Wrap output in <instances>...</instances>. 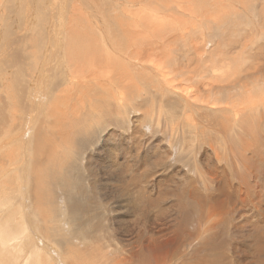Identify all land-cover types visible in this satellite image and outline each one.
Wrapping results in <instances>:
<instances>
[{"label": "bare ground", "instance_id": "1", "mask_svg": "<svg viewBox=\"0 0 264 264\" xmlns=\"http://www.w3.org/2000/svg\"><path fill=\"white\" fill-rule=\"evenodd\" d=\"M22 1L31 10L32 0ZM49 1L53 10L58 3ZM177 1L180 4L172 5L168 0H74L70 5L60 4V17L50 15L47 20L45 12L42 17L37 11L34 17L30 14L21 30L13 23L19 14L15 21L5 17L8 43L0 36L4 41L0 66L5 71L0 81L4 85L8 80V85L0 91V149L8 150L0 160H23L21 178L26 188L30 184L33 198L27 203L32 216L26 217V204L22 206V199L17 205L14 195L20 186L0 185V264H156L159 250L172 240L180 258L191 253V264H243V260L244 264H264V145L259 141L260 133L256 134L264 131V74L239 84V76L250 62L253 67L258 63L263 67L258 60L264 61V51L259 56L254 46L264 48V37L252 40L253 53L246 56L240 55L241 41L227 34L230 18L244 19L245 31H264V24L253 19L259 13L257 0ZM0 5L14 12L11 7L8 10L6 0H0ZM174 6H180L183 14ZM247 7L253 11L241 12ZM45 17L44 21L55 28L44 29L34 20ZM221 27L222 40L217 32L209 33L208 43L214 48L206 50L201 38ZM33 28L37 36H27ZM53 32L60 36L55 43ZM167 32L181 33L174 43L181 41L182 52L170 42L158 47L159 40L153 34L160 37ZM194 33L201 38H194ZM22 38L18 45L24 47L16 51L13 63L14 51L12 54L7 49ZM193 38L198 45L191 42ZM10 70L11 79L6 75ZM43 75L59 88L52 89L50 105L41 100L30 105L25 83L28 85V77L43 79ZM21 104L30 107L27 122L39 123L36 135L24 137V131H15L27 127L17 124ZM137 108L139 115L131 117ZM174 120L168 133L167 126ZM104 134L107 141L102 150L107 152L97 148L92 157L91 151L105 141ZM118 135L121 142L116 140ZM128 146L132 148L130 155L119 152V156L106 159L109 150L112 154L115 148L128 150ZM20 149L25 152L22 156ZM80 153L96 180L91 184L87 181L92 194L83 185L77 196L67 192L66 204L65 199L48 198L49 184L60 181L51 169L58 165L57 176L61 178L64 165L77 166L74 163ZM132 185L143 201V208L134 206L140 219L137 224L134 220L132 229L112 227L107 214L130 208L128 200L136 196ZM20 194L26 201V193ZM219 197L230 209L223 217L212 218L207 205ZM146 211L155 212L154 217ZM64 217L65 223L61 221ZM147 222L150 228L156 223L163 227L151 231ZM165 234L172 239L163 240ZM74 241L79 246L68 244ZM243 246L242 254L237 247ZM209 254L214 257L210 262Z\"/></svg>", "mask_w": 264, "mask_h": 264}, {"label": "rangeland", "instance_id": "2", "mask_svg": "<svg viewBox=\"0 0 264 264\" xmlns=\"http://www.w3.org/2000/svg\"><path fill=\"white\" fill-rule=\"evenodd\" d=\"M21 1L22 0H6V3H7V6H9L8 7V10L9 11H11V8L13 9V11L14 12H11V13H9V12H7V11H5V9L0 5V23L2 24L1 26H0V36H3L4 37V40L6 41V39H5V36H6V30H5V26H4V24L6 23V20H4L5 19V17L6 16H8V17H11L14 21L16 20V18H17V14H19L18 15V18L20 19H18L17 20V22H13L14 24H16V25H18V26H16L17 27V29H19V30H21V28L22 27H24L25 25H26V18L30 15V14H32L33 15V17L37 14V12L38 13H40L39 15H40V17H42V16H44V12L46 13V15H47V20H49V18H50V15H53V17L52 18H56V16H59L60 17V4H62V3H64V4H66V5H70L74 0H56L57 1V5L55 6V8L52 10V7H51V5H50V1L49 0H43V5H44V9H43V5H42V0H30L31 1V10H30V8L27 6V7H25V2L26 1H22V3H21ZM95 0H93V2H94ZM162 2H164L165 0H161ZM169 1V3H171L172 5H177V4H180L177 0H172V1H170V0H168ZM175 1H176V3H175ZM195 1V0H194ZM250 2H253L254 0H249ZM9 2L11 3V4H9ZM38 2V3H37ZM262 2V3H261ZM34 3V5H32ZM188 3H190V2H188ZM236 3L237 4H240L239 3V1H236ZM21 5V6H20ZM264 6V0H257V7H259V9H257L258 11H259V13H257L258 15L257 16H255V17H257L258 18V16H259V18H258V20H257V18H253L254 20H256V21H259L260 22V24L261 25H263L264 24V8H261V6ZM39 6H40V8H39ZM42 6V7H41ZM11 7V8H10ZM34 7V10L32 9ZM10 8V9H9ZM36 8V9H35ZM174 8L177 10V12L178 13H181V14H183L182 13V11H181V9H179L180 8V6H174ZM40 9V10H39ZM175 9H173L174 10V12H175ZM44 10V11H43ZM37 11V12H36ZM249 11H253V9L250 7V8H246L245 10H241V12H249ZM36 13V14H35ZM250 13V12H249ZM254 13V12H253ZM42 14V15H41ZM254 14H256V13H254ZM187 16V15H186ZM21 17V18H20ZM36 18V17H35ZM34 18V20H36L37 22L38 21H40L42 24H43V26H45L44 27V29H47V28H55V27H50V25H49V23H47V20L46 21H44L45 19H46V17L43 19V20H41L40 18H38V20L37 19H35ZM260 19V20H259ZM52 20H54V19H52ZM23 21V22H22ZM19 22H20V24H19ZM36 22V23H37ZM18 23V24H17ZM35 23V24H36ZM46 25H45V24ZM229 23H230V30H229V32H227V34L228 33H230L231 34V36L233 35L234 37H235V39L236 40H239V41H241V44H240V47H239V51H240V55H246L247 56V54L250 52V53H253V50H252V47H253V44H252V40L253 39H257V37L258 36H263L264 37V31H260L259 30V28H257V29H254V30H250V31H245V28L247 27H244V25H245V21H244V19H241V22H239V19H237V20H233V19H229ZM35 24H34V26H35ZM22 25H24V26H22ZM260 25V26H261ZM58 26H61V22H59V25ZM57 26V27H58ZM61 28V27H60ZM13 29H16V28H13ZM224 28L223 27H221V29L220 30H217L216 28L214 29L213 28V31H207V33L208 34H206V37L204 38V39H202L200 36H196L195 34L196 33H194V35H193V37L195 36L197 39H198V37L199 38H201V42H204V45L206 46V50L207 49H209V48H214V46H212V44L210 45L209 43H208V40L210 39V36H209V33L210 34H212V32H217L218 33V35H217V37H219L220 38V40H222V35L220 34L221 32H222V30H223ZM33 30H35L34 28H33ZM28 31L26 34H27V36H29L30 37V35H34V34H36V36H37V31L35 30V31ZM25 30H23L22 32H24ZM59 31H60V29H59ZM21 32V33H22ZM33 32V33H32ZM35 32V33H34ZM61 32V31H60ZM243 32H245V33H243ZM169 33V34H168ZM243 34V35H242ZM154 35V39H156V40H159L158 42H157V44H158V47H162V45L164 46L166 43H171V44H174L175 45V43H176V38H175V36H180L181 35V33H179V35H177V33H175V35L174 34H171V32H167V33H165V35H163V36H158V35H156V34H153ZM171 35L173 36V37H171ZM18 36V35H17ZM51 36L53 37V40H52V42L53 43H55L56 41H57V39L59 40L60 39V36L59 35H57L56 34V32H53L52 34H51ZM58 36V37H57ZM167 37L168 39H162V37ZM240 36V37H239ZM158 37V38H157ZM194 37V38H195ZM193 38V40H191V42L192 41H194L195 39ZM224 38V37H223ZM172 40V41H170V40ZM161 40H162V42H161ZM199 40V39H198ZM247 40V41H246ZM2 41H3V39L1 40L0 39V45H1V43H2ZM22 41H24V39L22 38V39H20L19 41H17V43L14 45V44H12L13 46H11V48H9V49H7V52L8 51H11L12 52V54H13V51H14V54H13V56H12V61H13V63H15L14 62V60L16 59L17 60V58H16V56H17V52L16 51H18L19 49H22L23 47H24V45H21V46H19L18 45V43L20 44ZM174 41H175V43H174ZM4 42V41H3ZM7 42V41H6ZM173 42V43H172ZM181 41H178V43H180ZM8 43V42H7ZM160 43H162V44H160ZM177 43V44H178ZM176 44V45H177ZM193 44H197V43H195V41L193 42ZM175 45V47L177 48L176 49V51H183L184 49H182V48H179L180 47V45L182 46V44H178L177 46ZM194 45V46H195ZM198 45V44H197ZM210 45V46H209ZM19 46V47H18ZM27 46H29V45H27ZM209 47V48H208ZM254 49H255V51H257V54L260 56L262 53H263V51H264V48H262L261 46H254ZM195 50H196V52H197V49H196V47H195ZM211 49H209L208 51H210ZM28 51H29V48H28ZM156 54H158V52H156ZM52 55V54H51ZM196 55V53H194L193 54V57ZM162 56V55H161ZM245 56V57H246ZM196 61V60H195ZM257 61V59L256 58H254V60H253V62H256ZM259 62H263V67L262 66H260L259 65V63L256 65V66H252L253 64L250 62L249 63V65L248 66H245L244 67V70H243V74L245 75V76H243V74L242 75H240L239 76V80H241V82L239 83V84H247V83H250L253 79H254V76L255 75H262V73L264 74V61L263 60H261V59H259L258 60ZM252 64V65H251ZM0 68L2 69H0V77L3 75V72H5L4 71V66L2 67V66H0ZM246 68V69H245ZM260 68H261V70H260ZM250 69H252L254 72H258V73H253V76H251L249 73H251V72H253L252 70H251V72L249 71ZM12 71L13 70H10L9 72H8V74H6V75H8L9 76V78L11 79L12 78ZM252 74V73H251ZM45 76V77H44ZM244 78H243V77ZM249 77V78H248ZM242 78H243V80H242ZM9 79V80H10ZM5 81V83H7V84H5L4 83V85H1L2 84V81H0V86H1V88H0V91H1V89L2 88H4V87H7V85H8V80H4ZM48 81V82H47ZM228 80H226V82H227ZM26 82V81H25ZM55 82V81H54ZM229 82V81H228ZM47 83V84H46ZM26 84V99H28L29 98V100L30 101H25V102H27L28 104H30L31 105V101H33V102H36V103H39L40 102V100L42 101V102H40V103H43V104H46V105H50L51 104V101L50 100H52V98L54 97V90H52V89H57V88H59V87H56V82L53 84V82L52 81H50L49 80V77L47 76V75H43V79H38V78H35L34 76H32V77H28V85H27V83H25ZM44 86V87H43ZM52 87V88H51ZM47 89V90H46ZM44 90V91H43ZM49 91V92H48ZM52 93H51V92ZM47 95V96H46ZM44 98V99H43ZM48 99V100H47ZM23 100V99H22ZM46 101H47V103H46ZM50 101V102H49ZM30 102V103H29ZM23 104H25V103H23ZM23 104H21V107H22V112H20V116L21 117H19V122L17 121V124L18 125H21V127L23 126V124H24V126L26 125L27 127H24L25 129H22V128H16L15 129V131H24L25 133H22L23 134V136L25 137V135H30V134H37L38 133V131L36 130V128L39 126L38 124L39 123H37L36 124V126L34 125V124H30V123H28L27 122V119L28 120H30V118H31V116H30V107H29V105L28 104H26L25 106L23 105ZM24 110V111H23ZM42 111H45L46 112V110L45 109H42ZM139 111H140V109H136V110H132L131 111V114H130V116L131 117H136L135 115H139ZM27 114H26V113ZM29 116H30V118H29ZM137 118H139V117H137ZM33 120H31V123H33L32 122ZM176 120H174V121H172V122H170L169 124H168V128H169V132L168 133H171L172 132V125L174 124V122H175ZM21 123V124H20ZM49 123V122H48ZM50 125H51V123H49ZM32 125H34V126H32ZM38 125V126H37ZM52 126H56V125H53L52 124ZM261 126H262V124H261ZM34 127V128H33ZM140 123L138 122H136V128L137 129H140ZM152 126H150V128H151ZM111 128V129H110ZM110 128H108V129H110V130H112L113 129V127H110ZM32 129V131H30L29 132V130H31ZM35 129V130H34ZM109 130V131H110ZM36 131H37V133H36ZM58 130H56V132H57ZM153 133H157V131H155V132H151V134H153ZM260 133V136H261V138H259V141H260V143L261 144H263L264 145V138H262V137H264V131H262V130H258L257 132H256V134H259ZM124 134H125V132H124ZM127 134V133H126ZM34 135V136H35ZM22 136V137H23ZM133 137H136V138H141V136L139 135V134H136V133H133ZM259 137V136H258ZM102 138H104L105 139V141H102V142H100L101 144L100 145H98L96 148H95V151H91V156L93 157V156H95L96 155V153H97V148H100L101 149V151H105V149L104 150H102V146H104L103 144L107 141V134H104L103 136H102ZM147 138V137H146ZM116 140H117V142H121L122 140H121V135H118V138H116ZM130 140H132L133 141V139L131 138ZM262 141V142H261ZM154 144V143H153ZM166 141H165V144H164V146H166ZM250 149H253L254 147H252L250 144H248L247 145ZM45 147V146H44ZM43 147V148H44ZM126 147H127V145H126ZM156 147V145L153 147V148H155ZM6 148V149H5ZM5 148H2V149H0V155H1V157H3V154L6 156L7 155V152L5 153V151H7L8 149H7V147H5ZM9 148V147H8ZM106 149H108V148H106ZM125 148H115L113 151V153L111 154V152H112V150H109L110 151V154H108L107 156H106V159H111V157L113 156V154H115L116 156L118 155H120V153L121 152H123V153H127V154H129L130 155V151L132 150V148L131 147H129L128 146V150H124ZM43 150V149H42ZM24 150L22 149H20V153H21V156L23 155V154H25V152H23ZM81 153L83 152L82 150L80 151ZM105 152H107V150L105 151ZM120 152V153H119ZM81 153L79 154V156H78V161L76 162V163H74V164H77V166H75V165H73L72 164V166H71V164H69V165H64L65 166V169H64V167H63V169H62V171H61V178H58V174H60L59 173V167H58V165H56V166H54L53 167V169H51L52 171H51V174L52 175H56V177L55 178H57L58 180H60V181H58V182H55V181H53L52 183H50L49 184V187H48V191H47V193H48V198H50L51 199V197H55L56 199H65L64 200V203L66 204L67 203V195H68V193H72V194H74V196L76 195L77 196V194H78V191H80L81 190V187L83 186V187H87L88 188V190H89V193H90V195L92 194L91 192V188H90V185H89V183L91 184V183H93V181L95 180V178H94V176L93 175H91L90 174V170H91V168H90V165H89V163H88V160H84V159H81L82 157H81ZM41 154V153H40ZM82 155H83V153H82ZM4 156V157H5ZM85 156V155H84ZM0 157V158H1ZM17 157H14V158H8L9 160L8 161H6V160H4V159H6V158H3L2 160H0V177H2V178H0V185H3V184H5V183H7L8 182V184L9 185H11L12 187V189H15V188H17V185H19L20 186V189L17 191H15L14 192V195L16 196V202H17V205L19 204L20 205V203H21V201H22V199H23V201H22V206L24 205V204H26V206L23 208V213H24V215L27 217V215L28 216H32V213H30L31 212V209H32V207H31V205H29L28 206V202H29V200L31 201L32 200V198H33V194H31L30 193V191H29V186H30V184L28 183V187L26 188V185H25V182H24V179L23 178H21V177H23V173H24V167H25V164H22L23 163V160L21 159L20 160V158H17L18 159V161H16L17 159H16ZM38 158V157H37ZM10 161V162H9ZM122 161H123V158H120L119 157V162L120 163H122ZM9 164L10 166H8L9 167V169H8V167H6L7 165ZM12 164V165H11ZM13 164H15V165H13ZM3 166V167H2ZM5 166V167H4ZM71 166V167H70ZM2 167V168H1ZM10 167H11V170H10ZM20 168V169H18V168ZM8 169V170H7ZM12 169H14L13 171H12ZM18 171H17V170ZM84 169V170H83ZM87 169V170H86ZM89 169V170H88ZM97 169V168H96ZM124 169V168H123ZM146 168H144V169H141V171L143 172L144 170H145ZM5 170H7V171H5ZM15 170H16V172H15ZM21 170V171H20ZM98 170V169H97ZM118 172L121 170V169H116ZM3 171L5 172V174L3 173ZM11 171V173H9ZM99 171V170H98ZM6 172H7V174H6ZM100 172V171H99ZM22 173V174H21ZM20 174V175H19ZM2 175V176H1ZM4 175V176H3ZM75 175H79L78 177H82V178H78L77 176H75ZM91 175V176H90ZM29 176V175H28ZM28 176H27V178H28ZM76 177V178H75ZM91 177H92V179H91ZM12 178V179H11ZM17 180H16V179ZM20 178H21V181H20ZM84 178V179H83ZM87 180H86V179ZM82 179V180H81ZM104 179V180H103ZM29 180H31V179H29ZM32 180H34L35 181V184H36V180L35 179H32ZM76 180H78V181H76ZM85 180V181H84ZM101 180L102 181H107V178H105V177H102L101 176ZM82 183H81V182ZM89 183H88V182ZM96 181V180H95ZM94 181V182H95ZM17 182H19V184L17 183ZM79 182V183H78ZM11 183V184H10ZM33 183V181H31V184ZM70 183V184H69ZM81 183V184H80ZM21 184V185H20ZM68 186H67V185ZM72 184V185H71ZM77 184L79 185V186H77ZM110 184H112L111 182H110ZM89 187H88V186ZM66 186V188H68V187H74L72 190H71V188H68V189H65V188H63V187H65ZM37 187V186H36ZM21 188H22V190H21ZM65 189V190H63V189ZM37 189V188H36ZM35 189V190H36ZM86 189V188H85ZM69 190L71 191V192H69ZM87 190V189H86ZM132 192H134L135 194H136V196H134V197H132V200H131V202H130V200H128L129 201V204H130V208H128V206H126V207H123L124 209H128V210H126V212L124 211L123 212V210H119L118 208H116V210L117 211H115V212H110V213H108L107 215H110V216H108L109 218H110V220H111V222H110V224H111V226L112 227H118V226H122V227H131V229L132 228H134L135 227V225H134V220L136 221L135 223L137 224V222L139 221V219H140V216H138V212H137V209H136V207L137 206H141L142 208H143V201H141L142 199H141V197L139 196V193H138V188H136V187H134L133 185H132ZM21 191H24L25 193H26V201L24 200V198L22 197V195L20 194L21 193ZM74 191V192H73ZM157 191V190H156ZM19 192V193H18ZM27 192H28V195H27ZM68 192V193H67ZM5 195V194H4ZM18 195V196H17ZM19 195L21 196V198L19 197ZM134 195V194H133ZM19 198V200H17L18 198ZM134 198V199H133ZM139 199H141V200H139ZM28 200V201H27ZM19 201V202H18ZM23 202H25V203H23ZM123 202V201H122ZM135 202V203H134ZM28 203V204H27ZM63 204V203H62ZM65 204H63V207L64 208H66V206H65ZM210 204H212L211 206H210ZM210 204H208L207 205V210H208V212H209V214L211 213V216H212V218H218L217 216H221V217H223L228 211H226V210H229L230 209V205H228V203L226 202L225 203V201H224V198L223 197H219L218 199L216 198V199H214L213 200V202H210ZM127 205V204H126ZM134 206H136L135 208H134ZM133 207V208H132ZM133 209L135 210L134 212H133ZM5 210H6V207H5ZM132 210V211H131ZM146 210V209H145ZM123 212V213H122ZM132 212V213H131ZM135 212H136V214H135ZM117 213V214H116ZM6 214V213H5ZM4 214V212H3V215H5ZM115 214V215H114ZM122 214V215H121ZM131 214V215H130ZM146 214H148L149 216H150V218H153L154 217V215H155V212H153V211H146ZM214 216H213V215ZM116 215H117V217H116ZM135 217H134V216ZM115 216V217H114ZM114 217V219H113V221H112V218ZM121 220H120V219ZM127 218V219H126ZM125 221H124V220ZM120 222H119V221ZM123 220V221H122ZM61 221H63V223H65L66 222V217H64L63 218V220L61 219ZM127 221V222H126ZM144 221V220H143ZM114 222V223H113ZM126 224H125V223ZM129 222V223H128ZM62 223V222H61ZM116 223V224H115ZM150 222H147V225L149 224ZM130 224L132 225V226H130ZM155 225H157V226H155ZM155 225H151V228H150V224L147 226L148 228H150V230L151 231H158V230H160V228L162 229V227L163 226H160L159 224H155ZM158 226H160L159 228H158ZM62 228V227H61ZM35 231H36V233L39 235V236H41V234H40V232L39 231H37L36 229H34ZM164 233H165V231L164 230H162ZM42 232H44V231H42ZM49 236V235H48ZM163 237V240L166 238V239H170L171 237H170V235L168 236V234H165V236H162ZM161 237V238H162ZM170 237V238H169ZM59 238V237H58ZM67 239V238H66ZM172 239V238H171ZM47 240H50L49 241V243H53V242H51L52 241V237H51V239H50V236H49V238L47 239ZM68 240V239H67ZM69 241V240H68ZM173 241V240H172ZM171 241V242H172ZM170 242V244H168V245H173L172 246V248L170 247V246H166L165 248H163V249H161V250H159V252H158V254H160V255H158L157 256V260L159 261V262H161V263H158V261L157 262H155L156 264H183V263H186L187 261L189 262H187L186 264H191L192 263V260H189V259H191V253L186 257V258H180L179 257V253H177L178 252V249H176L177 248V245L175 246V244H173V242L171 243ZM126 243V242H125ZM124 243V245H126ZM68 244H75L76 246L78 245L79 246V242L78 241H74V242H70V243H68ZM168 248H170V249H167ZM222 248H224V249H227L228 250V248L227 247H222ZM237 248H242L243 250L245 249V247L243 246V247H237ZM242 249H240L239 250V252H243V250ZM162 251V252H161ZM161 252V253H160ZM243 254V253H242ZM228 255H229V253H228ZM197 256H198V254H197ZM208 256V255H207ZM212 256V257H211ZM210 256V254H209V256H208V261L210 262V260L212 259H214V257H213V255H211ZM211 257V259L209 260V258ZM185 260V261H184ZM197 260V261H196ZM196 260H194V262L196 263V262H198V258H196ZM230 260H231V258H230ZM184 261V262H183ZM167 262V263H166ZM207 262V261H206ZM246 261L245 260H243V261H241V263H245ZM208 263V262H207Z\"/></svg>", "mask_w": 264, "mask_h": 264}]
</instances>
